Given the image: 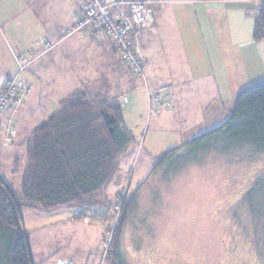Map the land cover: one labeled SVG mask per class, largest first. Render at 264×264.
Listing matches in <instances>:
<instances>
[{
	"label": "rangeland",
	"instance_id": "374dc122",
	"mask_svg": "<svg viewBox=\"0 0 264 264\" xmlns=\"http://www.w3.org/2000/svg\"><path fill=\"white\" fill-rule=\"evenodd\" d=\"M1 2L0 79L20 68L14 63L13 52L20 55L32 48L37 44L34 31L47 27L46 19L38 18L37 11L24 10L25 0ZM79 21L75 16L68 24L72 27ZM77 38L64 47L72 46ZM104 40L99 48L109 54H93L91 50L86 54H57L55 49L40 62L26 65L21 76L33 89L17 114L19 146L0 150L6 153L5 158L0 153V177L15 191L21 190L27 169L26 142L73 92L82 91L91 97L100 94L121 105L124 126L132 135L131 144L118 161V174L107 190L109 201L115 204L111 209L72 205L47 211L38 204L22 209L34 263L55 264L58 258L75 257L71 259L74 264H264V156L243 158L237 150L221 152L224 138L212 139L211 149L209 140L202 148L190 143L223 126L238 93L264 81V75L246 85L231 76L234 87L215 92L209 80L198 78L199 67L192 74L185 67H172L168 54H157L155 63L150 60L143 65L150 90L172 85L176 77L182 83L177 87V106L150 119L144 80L124 65L110 39ZM133 41L137 45L136 35ZM197 61L203 62L195 54L191 62ZM105 64L113 65V73L111 68H103ZM78 72H82L80 76ZM94 72L99 74L95 77ZM181 74L188 75L182 78L178 76ZM119 193L123 195L115 201ZM135 194L117 239L122 200H130ZM5 245L0 234V263Z\"/></svg>",
	"mask_w": 264,
	"mask_h": 264
},
{
	"label": "trees",
	"instance_id": "16d2710c",
	"mask_svg": "<svg viewBox=\"0 0 264 264\" xmlns=\"http://www.w3.org/2000/svg\"><path fill=\"white\" fill-rule=\"evenodd\" d=\"M254 37L257 41L264 39V1L256 18ZM214 138H224L221 152L237 150L243 158L264 156V81L238 93L223 126L190 143L202 148L209 140L211 149ZM131 142L121 105L110 103L100 94L91 97L77 91L69 96L57 112L36 128L26 144L27 169L21 190L15 191L0 177V234L6 243L0 264H35L22 222L23 208L38 204L47 211L72 205L111 209L115 204L109 201L107 190L118 174V161ZM137 194L122 200L117 239ZM117 195L115 201L123 193Z\"/></svg>",
	"mask_w": 264,
	"mask_h": 264
},
{
	"label": "crops",
	"instance_id": "0c3cea01",
	"mask_svg": "<svg viewBox=\"0 0 264 264\" xmlns=\"http://www.w3.org/2000/svg\"><path fill=\"white\" fill-rule=\"evenodd\" d=\"M1 1L4 0H0V6L2 4ZM153 1L154 3L151 7L154 13V23L145 30L138 31V29L134 28L131 34L133 40L134 35H136V47L140 55L145 59L146 65L149 64L150 60L155 63L157 54H168L171 57L172 67H185L192 74L199 67L202 72L200 71L198 78L200 80L205 79V82L209 80L215 87V92H221V88H224V90L233 88L234 78L236 82L246 85L255 82L259 75H264V39L257 41L254 37L255 23L260 5L256 6L252 2H241L239 0ZM82 2L83 0H25L24 10L37 11L38 18L44 17L47 21L45 30L34 31L37 34L35 39L37 44L29 50L21 51V54L25 55L26 65L32 66L40 62L55 49H57V54H86L89 50L93 54H109V51L104 47V49L99 48L100 45H104V36L96 34L91 28L78 29V24L70 27V24L73 23V18L79 16L78 9ZM105 2L110 3L113 0H105ZM120 11V20L126 19L129 15L128 10L121 9ZM65 31L66 34L64 33ZM76 36L78 38L73 40L72 46L64 47L67 41H72ZM93 41H95V44H93ZM110 42L113 48L116 49L111 40ZM118 53L124 65L127 66L122 59L121 53L119 51ZM195 54L196 56H201L202 63L199 61L197 63L191 62ZM20 55H15L13 52L14 63H17L18 67L19 64L16 58ZM78 66L81 69L83 68L80 64ZM155 66L159 67V64ZM108 67L112 69L113 73V65L105 64L103 66L106 70ZM94 69L96 71L98 67H94ZM102 71L101 75H104ZM23 72L24 70L20 71L19 68L13 75L20 73L22 76ZM175 72L177 74V70ZM7 73L11 74V71ZM81 73L78 72L77 74L80 76ZM8 74L7 77L4 78L3 76L0 79V88L5 79L8 76L10 77ZM95 74L96 77L99 73ZM187 75L181 74L178 76L183 78V76ZM95 77L91 80L97 83L98 80ZM103 79L106 80L108 78L104 77ZM78 82L81 84V81L78 80ZM82 82L85 83V81ZM181 83L182 80H178L176 77L172 85H162L156 90H171L175 96V105L177 106L180 99L177 87ZM29 84L32 91V84ZM17 135L16 131L15 148L12 145L0 148V150L10 147L16 150L19 146ZM0 153L2 158L6 157L5 151H0ZM16 158V156L13 158L14 162L17 160ZM59 259L76 258L62 257L57 260Z\"/></svg>",
	"mask_w": 264,
	"mask_h": 264
},
{
	"label": "built area",
	"instance_id": "2783aa9c",
	"mask_svg": "<svg viewBox=\"0 0 264 264\" xmlns=\"http://www.w3.org/2000/svg\"><path fill=\"white\" fill-rule=\"evenodd\" d=\"M239 1L252 2L259 6L264 0ZM153 3V0H113L110 3L105 0H83L78 9L80 17L78 29L91 28L96 34L108 37L121 53L129 70L144 80L150 119L157 118L163 112L175 107V96L171 90H150L143 68L145 59L140 55L131 35L134 28L150 27L154 23V13L151 7ZM121 9H127L129 13L124 20H120ZM16 60L20 71H23L26 66L24 64L25 55L17 56ZM30 91L29 83L22 79L20 73L8 77L2 84L0 88V148L14 143L18 125V110ZM124 102H128L127 96L124 98ZM5 113H8L9 116H5ZM56 264H74V261L59 259Z\"/></svg>",
	"mask_w": 264,
	"mask_h": 264
},
{
	"label": "water",
	"instance_id": "95a60500",
	"mask_svg": "<svg viewBox=\"0 0 264 264\" xmlns=\"http://www.w3.org/2000/svg\"><path fill=\"white\" fill-rule=\"evenodd\" d=\"M109 119L111 120V118L109 117Z\"/></svg>",
	"mask_w": 264,
	"mask_h": 264
}]
</instances>
